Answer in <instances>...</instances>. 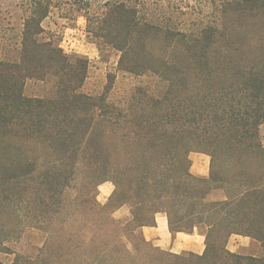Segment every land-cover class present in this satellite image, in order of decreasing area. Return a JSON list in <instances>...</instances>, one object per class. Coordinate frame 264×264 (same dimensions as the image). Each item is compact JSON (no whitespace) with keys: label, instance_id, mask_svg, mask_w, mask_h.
Masks as SVG:
<instances>
[{"label":"trees","instance_id":"16d2710c","mask_svg":"<svg viewBox=\"0 0 264 264\" xmlns=\"http://www.w3.org/2000/svg\"><path fill=\"white\" fill-rule=\"evenodd\" d=\"M49 18L62 26L82 18L100 51L118 52L119 70L147 80L117 100L109 88L83 92L88 61L63 52L61 34L44 25ZM31 80L41 84L37 90L28 89ZM261 124L264 0H0V152L17 156L5 181L9 193L20 194L22 166L31 167L18 158L44 143L67 152L69 139L99 132L132 149L127 157L105 152L102 161L129 176L123 184L110 180L115 189L104 204L97 190L92 203L79 201L89 206L75 208L83 225L61 218L40 243L23 232L25 244L12 240L19 248L0 236V252L13 256L10 264H264ZM184 135L188 145L179 146ZM168 149L188 165L185 182L171 187L148 164ZM194 150L210 157L206 177L189 170ZM123 205L131 213L125 223L113 217ZM159 211L172 232L201 228L204 253L172 254L139 240L137 228L154 225ZM232 234L257 242L255 252L229 251Z\"/></svg>","mask_w":264,"mask_h":264},{"label":"rangeland","instance_id":"374dc122","mask_svg":"<svg viewBox=\"0 0 264 264\" xmlns=\"http://www.w3.org/2000/svg\"><path fill=\"white\" fill-rule=\"evenodd\" d=\"M62 24H64L62 20H58L57 24L53 23L52 18L44 22L46 28L61 34L59 46L65 54L70 56L71 60L82 57L88 61L87 77L81 88L83 92L100 94L105 88H109V95L117 100L133 87L147 80L146 76H136L119 70L118 52L112 49L100 51L97 45L86 36L82 18H79L76 25L62 26ZM38 84L31 80L28 81L27 87L29 90H37ZM82 129L87 131L86 126H82ZM90 134L92 136L84 141H80L77 137L69 139L67 145L73 147L67 152L62 145L57 146L54 141L36 148L33 155L22 154L18 160L24 164L27 160L31 161V167L22 166L23 176L20 181L23 182L24 187L15 197L9 193L10 188L8 182L5 184V181L12 176L13 161L17 159V156L13 157L12 153L8 155L0 152V202L4 204V207L0 208V236L9 240L5 244H9L12 248H19L12 240H19V246H22L26 242L25 232L33 233L34 241L40 243L43 240L40 236L41 232H49L51 227L57 226L61 218L68 219L72 224L83 225L84 219L83 221L79 219L75 208L80 207L79 209L85 210L89 206H79V201L86 199L89 204L92 203L95 190L98 188L102 189L105 198L108 197L115 189L113 182L110 181L112 179L121 180L122 184L125 182V178L129 176L127 170L119 173L115 170V166H108L102 160L109 149L115 148L119 153H123L124 157H127L132 149L116 136L99 132ZM186 143L188 145V137L184 135L176 144L182 146ZM97 151H103L102 154H98L100 159L98 155L95 157ZM197 153L201 156L206 154L195 150L189 153L190 172L194 157L199 155ZM100 163H104L105 166H100ZM148 164L156 169L157 175L165 178L169 187L178 182H185L184 174L188 165L179 151L164 150L160 156H152ZM103 186H108L111 193L105 192ZM122 187L126 190L125 185ZM50 191H58L61 195L47 200L45 196ZM34 193H36L35 197ZM215 196L221 197L218 193ZM42 197H45L43 202H41ZM1 198L5 199L2 201ZM41 207L43 208L42 213H40ZM57 208V212L53 210ZM115 215L123 221V213ZM36 220L43 224L38 226L35 223ZM12 258V255L0 252L2 264H10Z\"/></svg>","mask_w":264,"mask_h":264},{"label":"crops","instance_id":"0c3cea01","mask_svg":"<svg viewBox=\"0 0 264 264\" xmlns=\"http://www.w3.org/2000/svg\"><path fill=\"white\" fill-rule=\"evenodd\" d=\"M259 135L262 143L264 144V124H261L259 126ZM202 155L203 156L199 154L194 157V161L192 162L191 166V173L206 177L209 173L210 157L207 154ZM103 188L105 189V192H108V194L111 193L108 186H103ZM108 197L105 198L102 194V189L98 188L96 193V200L98 203L104 204L107 201ZM210 198L216 199L217 197L215 196V194H212ZM117 213H123V221L119 220V218L116 217L115 214ZM113 217L121 223L127 222L131 218L129 206L123 205L120 208L116 209L113 212ZM154 221V225L141 226L137 228L135 234L137 235L139 240L149 243L154 248L172 254L192 252L201 255L204 253L206 248L205 233L201 228L194 227L192 232H172L169 229L167 214L163 211L155 213ZM128 245L129 247L131 246L129 243ZM226 247L231 252L246 255L254 253L258 247V243L247 236L232 234L227 240ZM249 249L251 251H249Z\"/></svg>","mask_w":264,"mask_h":264}]
</instances>
